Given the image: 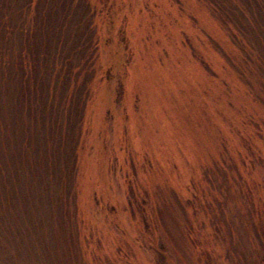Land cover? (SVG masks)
<instances>
[{
  "label": "rangeland",
  "instance_id": "rangeland-1",
  "mask_svg": "<svg viewBox=\"0 0 264 264\" xmlns=\"http://www.w3.org/2000/svg\"><path fill=\"white\" fill-rule=\"evenodd\" d=\"M86 1L95 76L69 111L5 76L46 46L33 4L0 0V264H264L261 12Z\"/></svg>",
  "mask_w": 264,
  "mask_h": 264
},
{
  "label": "trees",
  "instance_id": "trees-1",
  "mask_svg": "<svg viewBox=\"0 0 264 264\" xmlns=\"http://www.w3.org/2000/svg\"><path fill=\"white\" fill-rule=\"evenodd\" d=\"M29 1L30 5L32 3L35 7V11L38 12V17L42 18L40 20L41 24L44 23V28L42 29H47L49 25L50 29L53 30V34L52 36L44 35V37L42 38L43 30H38V28H35L36 33L37 30L39 31L37 35L34 34L35 40L37 39L36 43H40V45H43V47L46 46V50L40 51L33 43L32 45H35L34 48L29 49V52L27 54V52H25L21 47L19 50L21 58L19 63L14 61H11L12 63H10V61L9 63H7L8 61L4 60L3 63L8 64L6 67L7 70L5 71V76L11 79V71H15L14 68H16L22 73L20 78L21 81L19 80V86H28V88H30L32 84L35 85L39 83H37V79L34 80L35 83L31 82L29 76H27L28 73H34V75L36 76L41 74L43 76V79L47 78L48 82H53L51 83V85H48V92H52L55 95L58 93L57 91H60V89L62 88L63 94L65 95V98L63 100L64 106H66V102H68V110L72 111L74 106L80 103L81 96L85 93L84 89L87 88V82L91 81L95 76V69L93 68V60L95 58V46L93 43L94 28L92 27L91 20L88 18V13L86 14L84 10H82L84 11V13L79 12L81 11V8L87 5V1ZM244 1H246V4L250 5L251 7L257 8L261 12L260 15L257 16V18H264V0ZM60 9L62 10L61 13ZM251 12L252 14H256V12H254L253 10ZM59 14L61 15L60 19H58ZM66 19L69 20L68 25L64 23ZM54 23H56V26H54ZM63 25H66L69 28L64 30L66 26ZM56 30L58 31L57 34H55ZM16 35H18V33H16ZM16 35L13 34L14 37ZM41 38L44 39L45 42L47 40V44H41ZM39 39L40 42H37ZM2 45L6 44L3 43ZM15 49H17V47L10 48L11 57L16 53ZM35 52L37 56L34 54ZM58 62L61 63L59 67ZM29 64L32 65L30 66ZM29 69L31 70L29 71ZM81 74H83L82 78ZM44 75L46 77H44ZM31 79L33 80V76L31 77ZM35 86L38 87L37 85ZM58 86H61V88L59 89ZM73 93H75L76 95H74ZM78 95L80 99H78Z\"/></svg>",
  "mask_w": 264,
  "mask_h": 264
}]
</instances>
